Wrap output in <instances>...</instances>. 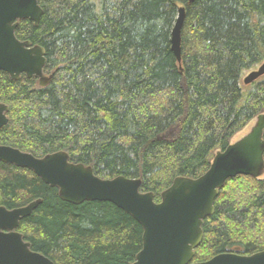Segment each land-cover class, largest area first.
<instances>
[{
  "label": "trees",
  "instance_id": "obj_1",
  "mask_svg": "<svg viewBox=\"0 0 264 264\" xmlns=\"http://www.w3.org/2000/svg\"><path fill=\"white\" fill-rule=\"evenodd\" d=\"M36 25L16 36L45 50L51 82L0 70L9 106L0 144L37 157L64 150L96 175L141 179L155 201L180 176L198 178L264 114V0H39ZM182 62L171 47L180 7ZM41 199L18 227L55 264H133L143 228L108 201L74 204L34 171L0 161V205ZM192 262L264 250V175H237L219 190Z\"/></svg>",
  "mask_w": 264,
  "mask_h": 264
},
{
  "label": "water",
  "instance_id": "obj_2",
  "mask_svg": "<svg viewBox=\"0 0 264 264\" xmlns=\"http://www.w3.org/2000/svg\"><path fill=\"white\" fill-rule=\"evenodd\" d=\"M194 0H189L193 2ZM42 16L39 0H0V70L13 80L22 74L38 78L47 86L52 75L44 72L45 50L16 36L19 21L37 25ZM185 7H180L171 34V47L182 62V29ZM264 76V61L243 77L244 85ZM9 106L0 102V128L9 121ZM0 161L34 171L47 184L59 189L60 198L74 204L108 201L133 216L143 228V247L133 264H264V250L250 255L223 252L204 262H192L204 236V220L215 210L219 190L229 178L264 175V114L226 149L217 151L211 166L198 178L180 176L155 201L153 192H141V179L118 175L102 178L91 165L73 162L60 150L37 157L19 148L0 144ZM41 203V199L9 209L0 205V264H55L31 248L18 231L20 222Z\"/></svg>",
  "mask_w": 264,
  "mask_h": 264
},
{
  "label": "rangeland",
  "instance_id": "obj_3",
  "mask_svg": "<svg viewBox=\"0 0 264 264\" xmlns=\"http://www.w3.org/2000/svg\"><path fill=\"white\" fill-rule=\"evenodd\" d=\"M247 73H248V72H247ZM247 73H246V74H247ZM246 74H245V75H246ZM243 84H244V83H243ZM248 129H249V128H246V129H244L240 134H238V135L234 138V141H235L236 139H238L239 137H241L246 131H248Z\"/></svg>",
  "mask_w": 264,
  "mask_h": 264
},
{
  "label": "bare ground",
  "instance_id": "obj_4",
  "mask_svg": "<svg viewBox=\"0 0 264 264\" xmlns=\"http://www.w3.org/2000/svg\"><path fill=\"white\" fill-rule=\"evenodd\" d=\"M199 246V245H198Z\"/></svg>",
  "mask_w": 264,
  "mask_h": 264
}]
</instances>
